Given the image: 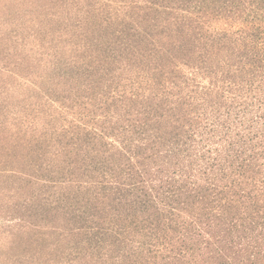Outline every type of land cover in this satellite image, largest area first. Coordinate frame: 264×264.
Instances as JSON below:
<instances>
[{"label":"trees","instance_id":"trees-1","mask_svg":"<svg viewBox=\"0 0 264 264\" xmlns=\"http://www.w3.org/2000/svg\"><path fill=\"white\" fill-rule=\"evenodd\" d=\"M0 264H264V0H0Z\"/></svg>","mask_w":264,"mask_h":264},{"label":"rangeland","instance_id":"rangeland-1","mask_svg":"<svg viewBox=\"0 0 264 264\" xmlns=\"http://www.w3.org/2000/svg\"><path fill=\"white\" fill-rule=\"evenodd\" d=\"M2 184H3V183H1V179H0V187L2 186ZM0 190H2V189L0 188ZM0 197H1V196H0ZM1 198H2V197H1ZM1 198H0V200H1Z\"/></svg>","mask_w":264,"mask_h":264}]
</instances>
